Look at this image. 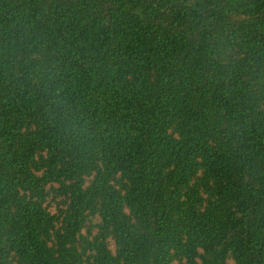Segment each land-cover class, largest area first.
Returning <instances> with one entry per match:
<instances>
[{
	"label": "trees",
	"instance_id": "trees-1",
	"mask_svg": "<svg viewBox=\"0 0 264 264\" xmlns=\"http://www.w3.org/2000/svg\"><path fill=\"white\" fill-rule=\"evenodd\" d=\"M0 264H264V0H0Z\"/></svg>",
	"mask_w": 264,
	"mask_h": 264
}]
</instances>
